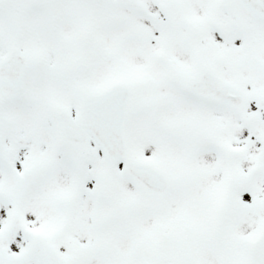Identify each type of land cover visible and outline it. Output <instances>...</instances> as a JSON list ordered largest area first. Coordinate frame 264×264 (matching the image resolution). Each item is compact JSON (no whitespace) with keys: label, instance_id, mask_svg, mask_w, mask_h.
Listing matches in <instances>:
<instances>
[{"label":"snow or ice","instance_id":"1","mask_svg":"<svg viewBox=\"0 0 264 264\" xmlns=\"http://www.w3.org/2000/svg\"><path fill=\"white\" fill-rule=\"evenodd\" d=\"M0 264H264V0H0Z\"/></svg>","mask_w":264,"mask_h":264}]
</instances>
